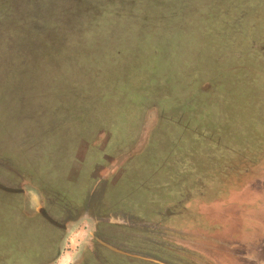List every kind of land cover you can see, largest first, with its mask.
Returning a JSON list of instances; mask_svg holds the SVG:
<instances>
[{
	"label": "rangeland",
	"instance_id": "374dc122",
	"mask_svg": "<svg viewBox=\"0 0 264 264\" xmlns=\"http://www.w3.org/2000/svg\"><path fill=\"white\" fill-rule=\"evenodd\" d=\"M0 183L57 255L264 252V0H0Z\"/></svg>",
	"mask_w": 264,
	"mask_h": 264
},
{
	"label": "crops",
	"instance_id": "0c3cea01",
	"mask_svg": "<svg viewBox=\"0 0 264 264\" xmlns=\"http://www.w3.org/2000/svg\"><path fill=\"white\" fill-rule=\"evenodd\" d=\"M5 187L8 186L5 185ZM0 190L4 191L2 189ZM1 204H5V206L8 207V212H6V215L3 214V220L0 219V243H4V240H10L7 242H9V245L12 246L14 251H17L18 256H13V258H10L9 254L5 253L4 248L2 251H0V264H62L63 258L67 259L66 264H73L76 261L79 256L77 255L79 243L77 240L75 241L76 236L73 238L71 237L69 240L70 244H68L66 248L60 252L59 255H57L56 234L54 233L55 230L53 228H56L57 226L51 224L43 217L42 214V217H40L33 214L29 215L23 213V207L19 206L20 204L23 205L21 202H19V204L18 202H11L10 204L1 202ZM2 212L0 211V217L2 216ZM5 232H7V234H5ZM108 248L112 251L111 256L115 260H122L124 257H126L129 259L151 262L154 264H169L164 260L160 261L155 259L154 256L152 257L145 255L142 252H138L136 249L135 251H131L129 249L115 246H108ZM179 249L181 248H178V250ZM221 249L222 248H219L221 252H217L216 248L193 247V264H213L219 262H222L221 264H229L228 261H231L233 258V252ZM261 251L262 252H260L259 247L256 246L251 250H244L245 256L242 255L243 253H241V256L239 255V257L242 258V261H245V264H264V252L263 250ZM10 260L14 261H11L10 263ZM112 264L117 263L113 262Z\"/></svg>",
	"mask_w": 264,
	"mask_h": 264
},
{
	"label": "flooded vegetation",
	"instance_id": "af4514ba",
	"mask_svg": "<svg viewBox=\"0 0 264 264\" xmlns=\"http://www.w3.org/2000/svg\"><path fill=\"white\" fill-rule=\"evenodd\" d=\"M99 186L100 183H98L97 187ZM97 216L98 217L91 216V219L94 222L92 225L93 227L91 228L92 232H89L84 238L81 248L79 249V256L73 264H112L113 262H116L117 264H128L129 262H122L125 261L123 259L126 257L120 261L117 259L115 260L111 256L112 251L108 246L120 247L121 244L117 245L116 243L118 241L116 239L119 238V236L115 231L104 230V232H101L100 226L102 225V222L99 217L100 213H98ZM103 236H107L109 240H106ZM113 238H116L115 241Z\"/></svg>",
	"mask_w": 264,
	"mask_h": 264
},
{
	"label": "water",
	"instance_id": "95a60500",
	"mask_svg": "<svg viewBox=\"0 0 264 264\" xmlns=\"http://www.w3.org/2000/svg\"><path fill=\"white\" fill-rule=\"evenodd\" d=\"M0 189L7 191V192H12V193H16V192H22L23 190L20 189H12V188H8L3 186L2 184H0ZM43 215V217L48 220L51 224L57 226V227H65L62 226L61 224H59L58 222H56L54 219H52L46 212H44L43 210L40 211Z\"/></svg>",
	"mask_w": 264,
	"mask_h": 264
}]
</instances>
